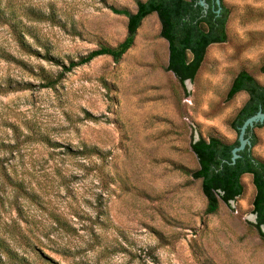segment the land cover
<instances>
[{"label": "rangeland", "instance_id": "rangeland-1", "mask_svg": "<svg viewBox=\"0 0 264 264\" xmlns=\"http://www.w3.org/2000/svg\"><path fill=\"white\" fill-rule=\"evenodd\" d=\"M223 3L227 41L208 47L194 81L181 85L166 70L156 15L119 62L102 56L66 71L124 40L127 19L107 7L134 12L135 0H0L1 262L264 264L250 227L251 176L211 216L200 182L178 169L198 166L191 142L236 139L229 124L247 95L226 94L239 72L264 86V0ZM253 134L264 160V126Z\"/></svg>", "mask_w": 264, "mask_h": 264}, {"label": "trees", "instance_id": "trees-1", "mask_svg": "<svg viewBox=\"0 0 264 264\" xmlns=\"http://www.w3.org/2000/svg\"><path fill=\"white\" fill-rule=\"evenodd\" d=\"M201 0H135L134 12L126 8L107 7L114 15L127 19V35L118 45L111 47L100 45L98 49L69 62L66 71L86 65L96 58L106 56L115 63L133 46L137 30L144 19L156 15L160 24V37L168 44V63L166 70L171 72L177 81L183 85L185 81L193 82L200 69L208 47L223 44L227 41L226 24L229 9L220 0L219 7L215 0H204L207 9L200 6ZM45 19L44 15L39 16ZM16 41L21 48H27L30 54L36 52L25 45L23 38L14 32ZM264 73V64L260 68ZM61 75L55 78H43L42 87L54 88L60 81ZM247 95V101L237 111L230 121V128L236 132L246 119L254 116L258 111L264 113V86L260 85L247 71L242 70L233 79L226 94L230 101L237 94ZM90 117V116H89ZM92 120H96L90 117ZM264 124H255L246 130L245 138L249 139L250 147L238 153L239 158L232 164V150L239 146L237 137L232 143L226 142L219 136H210L208 139L199 138L191 142L190 149L197 160V168L189 170L184 167L178 169L187 177L200 182L201 192L206 200L204 213L216 215L221 204L230 206L236 198L243 194L241 178L249 175L255 188L252 213L255 223L250 224L252 230L259 236L264 246V160L256 156L252 149L257 145V138L253 129L261 128ZM49 147H56L48 140L41 139ZM18 191L25 193L20 184L11 182ZM6 258H10L4 251ZM20 264L26 263L24 258H16ZM0 264H5L1 262Z\"/></svg>", "mask_w": 264, "mask_h": 264}, {"label": "water", "instance_id": "water-1", "mask_svg": "<svg viewBox=\"0 0 264 264\" xmlns=\"http://www.w3.org/2000/svg\"><path fill=\"white\" fill-rule=\"evenodd\" d=\"M198 4L204 7V9H207V5L205 4L204 0L199 1ZM215 4L219 7V9L217 10L218 13L220 11V0H215ZM255 124H264V113H262L261 111H258L254 116H251L248 119H246L242 124V126L240 127L237 136L239 146L232 150V158H231L232 164H234L235 160L239 158L238 156L239 152L243 151L246 147H250V141L249 139L245 138V134H246V130L248 128H253ZM253 223H255V216Z\"/></svg>", "mask_w": 264, "mask_h": 264}]
</instances>
